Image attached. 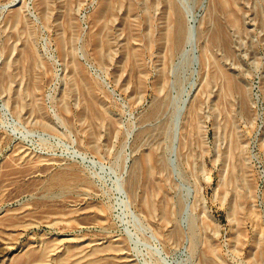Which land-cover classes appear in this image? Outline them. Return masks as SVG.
Returning <instances> with one entry per match:
<instances>
[{
    "label": "rangeland",
    "instance_id": "obj_1",
    "mask_svg": "<svg viewBox=\"0 0 264 264\" xmlns=\"http://www.w3.org/2000/svg\"><path fill=\"white\" fill-rule=\"evenodd\" d=\"M34 262L264 264V0H0V264Z\"/></svg>",
    "mask_w": 264,
    "mask_h": 264
},
{
    "label": "bare ground",
    "instance_id": "obj_2",
    "mask_svg": "<svg viewBox=\"0 0 264 264\" xmlns=\"http://www.w3.org/2000/svg\"><path fill=\"white\" fill-rule=\"evenodd\" d=\"M190 31H192V30H190ZM190 33V32H189ZM190 34H192V32L190 33ZM189 34V35H190ZM193 36V35H192ZM191 37V36H190ZM189 41H192V40H189ZM172 42H173V40H172ZM173 44V43H172ZM29 68H31V67H29ZM25 151V150H24ZM70 178H76L75 176H69V174L68 173H66V172H63V173H61V174H59V175H57L56 177H55V179L51 182V183H53V185L54 186H62V185H65L68 181H69V179ZM72 183V182H71ZM69 187V186H68ZM98 245V244H97ZM39 248V247H38ZM40 249V248H39ZM7 250V249H6ZM6 250L4 251V252H6ZM74 250V249H73ZM76 250V249H75ZM80 250V249H79ZM77 251H78V249H77ZM3 253V252H2ZM72 253V252H71ZM70 253V254H71ZM81 253H83V252H81ZM80 253V254H81ZM10 254V253H9ZM56 254V253H55ZM67 254V253H66ZM79 254V255H80ZM25 255V254H24ZM47 255V254H46ZM43 256H44V254L43 253H39V254H35V253H33V254H28L27 255V257H30V258H33V259H36V261H41L42 259H43ZM48 256V255H47ZM81 256V255H80ZM73 257H75V258H77L76 256H73ZM72 258V257H71ZM47 260H48V258H46ZM73 259V258H72ZM91 259H92V255H91ZM71 261V260H70ZM81 262H82V260H80ZM84 261V260H83ZM80 263V262H79ZM97 263H99V262H97ZM13 264V263H12ZM34 264H35V262H34ZM37 264V263H36ZM73 264V263H72ZM75 264H77V262L75 263ZM92 264V263H91ZM95 264V263H94Z\"/></svg>",
    "mask_w": 264,
    "mask_h": 264
}]
</instances>
